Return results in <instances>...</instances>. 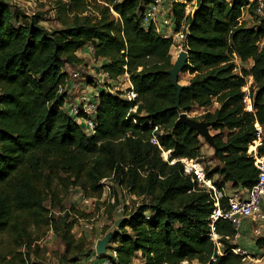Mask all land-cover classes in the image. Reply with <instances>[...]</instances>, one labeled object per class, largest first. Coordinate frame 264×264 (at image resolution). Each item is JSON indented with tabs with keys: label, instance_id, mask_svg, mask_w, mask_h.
I'll use <instances>...</instances> for the list:
<instances>
[{
	"label": "trees",
	"instance_id": "1",
	"mask_svg": "<svg viewBox=\"0 0 264 264\" xmlns=\"http://www.w3.org/2000/svg\"><path fill=\"white\" fill-rule=\"evenodd\" d=\"M148 1L58 0L62 27L50 29L38 13L21 19L0 0L1 264H28L36 243L31 229L53 228L57 222L63 241L58 264L92 257L86 237L72 232L74 214L86 213L72 206L55 220L46 201L51 198L63 210L61 194L71 187L99 198L103 178L142 199L124 209L112 233L115 257L100 256L113 264H133L138 256L143 264H242L243 256L232 250L236 244L226 238L234 234L229 220L215 223L222 254L207 235L213 201L185 174L181 160L201 159L202 137L176 120L181 111L217 103L194 116L217 131V163L205 174L219 175L217 184L232 188L256 182L259 170L248 148L257 137L256 123L264 125V9L257 11L258 0H170L177 27L182 20L188 25L182 73L192 74L176 107L177 90L167 72L173 41L153 22L143 24ZM188 4L192 12L185 14ZM86 44L93 46V57L111 80L127 75L137 93L128 101L121 91L101 89L92 135L64 106L66 66L84 63L77 52ZM248 61L249 68L238 70V62ZM164 151L169 152L166 159ZM257 153L264 156V136ZM57 178L59 190L52 185ZM118 204L116 198L111 209ZM263 244L264 236L258 237L256 246Z\"/></svg>",
	"mask_w": 264,
	"mask_h": 264
},
{
	"label": "built area",
	"instance_id": "2",
	"mask_svg": "<svg viewBox=\"0 0 264 264\" xmlns=\"http://www.w3.org/2000/svg\"><path fill=\"white\" fill-rule=\"evenodd\" d=\"M258 3L259 6L257 11L262 12L264 9V0H258ZM192 8L191 4H188L185 8V14L192 12ZM150 22H153L157 29L161 30L160 33L164 37L172 39V45H175V41H180L179 44H177L179 51L182 49L185 50L184 44L182 43H185L186 35L188 33V25L182 20L177 27L171 16L170 0H149L148 3L145 4L143 9V24L148 26ZM164 27L166 29H164ZM83 48L88 49L91 55H93L94 49L91 44H86ZM93 61L101 62V60H96L94 57ZM80 78L82 81H78ZM93 78L111 92L121 91L120 96L128 101H133L137 97V93L133 90L131 84L128 87L119 88V85H121L120 79L118 81L111 80L108 72L104 69H100L99 66L96 67V70L93 73ZM83 79L84 77L80 74L78 69L73 70L70 77H67L66 86H69V88L71 87V89L75 88L80 92L84 91V93H79L76 96L79 98L77 103L70 104L71 101H65L64 106L68 114L76 120L77 124L83 127L86 134L92 135L96 129L94 117L100 89L96 87L91 88L89 89L90 93L88 94L86 92L88 89L86 84L84 88L80 90L79 87L83 86L86 82L83 81ZM247 107L251 110L249 102ZM135 108L136 105L132 109L135 110ZM81 113L82 115H80ZM256 129L257 137L253 140V142H255V148L253 150L248 149V152L252 154L254 164L259 170V173L256 182L250 187L228 189L226 184L220 186L215 179L208 177L205 174V167L200 159H181L185 174L191 175L192 180H196L197 183L208 192L213 201L214 208L208 218L209 226L207 235L216 244L218 253L222 254L220 235L215 230V223L221 218L229 220L234 227V234L231 237L226 236V238L236 244L232 250L234 253L243 256L242 264H264V244L259 247L256 246V253H249L238 243L239 239L242 237H251L252 239H255L254 243L256 245L257 238L264 236V156L258 155L257 153V146L261 144L263 130L259 123H256ZM106 181H108V178H103L101 180L103 185L102 197L106 196L107 192L110 190V185L106 183ZM81 198L83 203L95 202L101 199V197H86L82 192ZM111 200L114 202V198ZM117 210H121V207H118ZM74 217L81 222L83 228H93L91 218L79 217L77 214H74ZM49 237L50 236H48L47 239ZM35 242L41 244V241ZM109 255L115 257V251L112 250ZM92 259L96 264H113L108 257L98 255L95 250L92 254ZM212 260H215V257H212ZM76 264L81 263L77 262Z\"/></svg>",
	"mask_w": 264,
	"mask_h": 264
},
{
	"label": "rangeland",
	"instance_id": "3",
	"mask_svg": "<svg viewBox=\"0 0 264 264\" xmlns=\"http://www.w3.org/2000/svg\"><path fill=\"white\" fill-rule=\"evenodd\" d=\"M8 2L14 11L17 12V14H21V19H28L29 16L33 15L34 13H38L41 16L42 23L45 27H48L50 29L54 28H60L62 27V24L58 20L57 17V9H58V0H4ZM68 0H61V2H66ZM263 12V11H262ZM260 12V13H262ZM245 18L248 17V15L245 13ZM180 41H175V45H172L171 47V54H172V60L174 61L178 52L179 47L177 44H179ZM184 48H185V43ZM238 70H240L241 67L249 68L251 65V61L248 62H238ZM78 69L80 71V74L84 77L83 81H86L83 86H80L79 89L82 90L86 84H91L94 81H97L95 78H93V73L96 70L92 72H89L88 66H75L71 67L69 65L66 66V70L68 71V78L70 77V74L73 70ZM123 77V76H122ZM192 77V74L189 72L181 73L179 78L181 83H188L189 79ZM248 86L252 85V77L248 76L247 78ZM75 80V79H74ZM77 80V79H76ZM82 81V79H78V81ZM122 87V85H119V88ZM94 88V86L92 87ZM115 89V88H114ZM245 90L248 89V87L244 88ZM88 94L89 89L86 91ZM83 94L84 91L80 92L77 91L75 88L71 89L69 86H67V95H66V102H70V104H74L78 102V97H76L78 94ZM74 97V98H73ZM212 110L213 107L207 108ZM206 108L201 107H194L192 110L188 113L190 116H199L200 114L204 113ZM211 133H216L217 131L210 128ZM264 134H262V137ZM202 147H201V161L203 162L204 167L211 169L213 168L217 161L213 158L214 150L212 146H210L203 138H202ZM255 146V142H253ZM250 149V148H248ZM251 150V149H250ZM162 156L164 159L168 158L165 157L164 152L162 153ZM168 156V154H167ZM213 179L220 182L221 177L219 175H214ZM110 185V190L107 192L106 196H100L101 199L95 202H89V203H83L81 198V190L79 188H69V190L61 194L62 201L61 205L63 206V210L59 209L58 206H53L54 201L52 202V199L49 198L46 201V207L49 208V214H52L57 219L58 216L63 215L65 210H71V207L73 206L75 209H78L82 211L83 213H86V215L82 216L84 218H91L93 223L92 229H85L83 228L82 224L76 217L75 218V225L73 228V233L76 237L85 236L89 245L93 250H95V244L96 242L101 239L105 234H110L112 239V233L114 230L118 229V225L121 221L120 217L124 211L125 208L130 209L131 207L135 206L136 204L141 202V199H138L136 196L129 193L125 188L122 186L116 184L115 182L108 179L106 181ZM226 184V183H225ZM53 187L56 188V190L61 189L60 183L58 181V178L53 181ZM230 184L227 183L226 187L230 189ZM102 195V194H101ZM114 198V201L116 198L119 200L118 206L112 210L110 205L114 203L111 199ZM56 202V201H55ZM118 207H121V210H117ZM65 209V210H64ZM79 217L81 215L79 214ZM71 219V218H70ZM68 219V220H70ZM57 225L58 231H55L54 226ZM42 225L39 227H33L31 230L33 231L36 241H41V244L35 243V246L31 247V251L29 254V258L27 263L28 264H58V256L59 253L63 249V241H62V225L58 222L55 223V225ZM103 227H106V233H102ZM53 233H52V232ZM50 236L48 239L47 237ZM255 239H252L251 237L248 238H240L238 243L243 246L249 253H256L257 247L254 243ZM112 241V240H111ZM109 244V243H108ZM111 246L109 248H106L105 254L108 256L111 251L112 247L114 246V242L112 241ZM82 264H92L94 260L92 257L86 258L84 260H81Z\"/></svg>",
	"mask_w": 264,
	"mask_h": 264
},
{
	"label": "water",
	"instance_id": "4",
	"mask_svg": "<svg viewBox=\"0 0 264 264\" xmlns=\"http://www.w3.org/2000/svg\"><path fill=\"white\" fill-rule=\"evenodd\" d=\"M188 57V51L182 49L178 52L175 60L173 61L172 67L167 71L171 76L172 85L177 90V103L176 107H179V96L183 88L187 86V83L180 82V74L186 64ZM177 124L183 123L189 126L191 129H195L199 135L210 145L212 146L214 153L217 152V146L214 142L213 133H211V123L204 119H197L193 116H190L186 111H181L178 119L176 120ZM169 152H167L168 154ZM168 157V156H167ZM122 220V217H120ZM120 222V220L118 221ZM110 234H105L101 239H99L95 244V252L98 255H102L107 248L108 243L110 242Z\"/></svg>",
	"mask_w": 264,
	"mask_h": 264
},
{
	"label": "crops",
	"instance_id": "5",
	"mask_svg": "<svg viewBox=\"0 0 264 264\" xmlns=\"http://www.w3.org/2000/svg\"><path fill=\"white\" fill-rule=\"evenodd\" d=\"M169 1V0H168ZM158 26V25H157ZM164 29H166L165 27H164ZM158 31L160 32L161 30L160 29H158ZM263 43H264V41H263ZM77 54L79 55V56H81L83 59H84V63L82 64L83 66H88V69H89V72H92L93 70H94V68H96V67H98L99 66V64L101 63L100 61H98V62H94L93 61V55H91V53L88 51V49H85V48H82V49H80L78 52H77ZM120 82H121V85H122V87H128V86H130V81H129V78H128V76L127 75H125V76H123V77H121L120 78ZM96 87V88H98V89H106L107 90V88L104 86V85H101L100 84V82H98V81H94L93 83H91V84H87L86 85V87L88 88V89H91L92 87ZM214 107H217V103H215L214 105H213V108ZM262 130H263V134H264V125L262 126ZM251 145H254V144H251ZM254 148H255V146H254ZM253 150V149H252ZM227 184V183H226ZM230 184V183H229ZM230 186V185H229ZM232 187L230 186V189H231ZM133 264H143V259L140 257V256H138V257H136L135 259H134V262H133Z\"/></svg>",
	"mask_w": 264,
	"mask_h": 264
},
{
	"label": "bare ground",
	"instance_id": "6",
	"mask_svg": "<svg viewBox=\"0 0 264 264\" xmlns=\"http://www.w3.org/2000/svg\"><path fill=\"white\" fill-rule=\"evenodd\" d=\"M249 148H250L251 150L254 149V145H250ZM164 155H165V157H167V152L164 151Z\"/></svg>",
	"mask_w": 264,
	"mask_h": 264
}]
</instances>
